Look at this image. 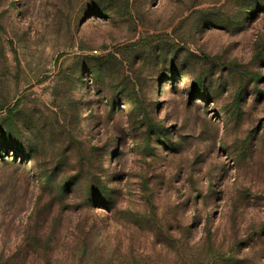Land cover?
<instances>
[{"label": "rangeland", "instance_id": "obj_1", "mask_svg": "<svg viewBox=\"0 0 264 264\" xmlns=\"http://www.w3.org/2000/svg\"><path fill=\"white\" fill-rule=\"evenodd\" d=\"M0 264H264V0H0Z\"/></svg>", "mask_w": 264, "mask_h": 264}]
</instances>
